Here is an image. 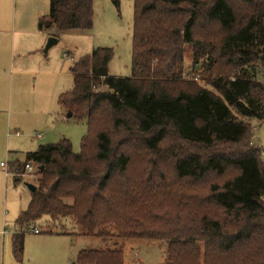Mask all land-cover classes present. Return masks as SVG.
Returning a JSON list of instances; mask_svg holds the SVG:
<instances>
[{
    "label": "trees",
    "instance_id": "trees-1",
    "mask_svg": "<svg viewBox=\"0 0 264 264\" xmlns=\"http://www.w3.org/2000/svg\"><path fill=\"white\" fill-rule=\"evenodd\" d=\"M93 1L50 0L48 27L91 30ZM133 1L132 75L109 73L112 48L73 63V86L58 102L88 133L79 152L63 138L14 164L15 183L27 163L38 175L16 222L48 216L63 222L59 234L164 240L165 264H264L263 150L251 125L264 120V0ZM186 52L204 86L184 78ZM138 155L147 165L132 175ZM228 171L223 184L209 182ZM12 243L22 260L25 233ZM123 257L89 248L78 262Z\"/></svg>",
    "mask_w": 264,
    "mask_h": 264
},
{
    "label": "rangeland",
    "instance_id": "rangeland-1",
    "mask_svg": "<svg viewBox=\"0 0 264 264\" xmlns=\"http://www.w3.org/2000/svg\"><path fill=\"white\" fill-rule=\"evenodd\" d=\"M50 0H0V30L4 31L5 48L12 55V41L15 40L17 54L23 59L24 52L37 41L30 64L34 71L20 75L12 69L10 59L5 62L0 86V264H79L78 256L83 249H121L124 264H165L168 243L164 240L102 238L59 234L61 222L51 223L48 216H43L22 229L16 220L31 200L32 192L26 185H35L38 178L36 170L30 175H23L15 183L14 173L8 174L1 163L9 164L13 171L16 162L25 161L26 153L38 149L42 144L56 143L63 138L71 141L74 152L81 150L83 137L88 133L84 121L70 118L67 110L58 103L62 92L71 90L73 77L70 71L73 63L89 55L100 47L112 48L114 56L109 64L111 75L130 77L132 75V46L134 1L94 0V24L91 30L82 32L72 30L61 32L49 23ZM44 19V31L38 24ZM57 35L58 42L48 51L46 45L51 37ZM2 37V35L0 36ZM14 38V39H12ZM27 54V53H26ZM191 54L185 53V75L187 81L199 85L206 82L199 78L196 71H191ZM195 76H197L195 78ZM23 77V78H22ZM264 80L263 74L258 75ZM252 142L262 150L261 161L264 163V120L251 121ZM42 134L43 136L40 138ZM174 139H169L164 150L175 153ZM173 156V155H171ZM145 155L135 156L134 165L129 173L137 175L141 166H146ZM12 162V163H11ZM233 175L232 171L224 175H212L211 183L223 184ZM36 186V185H35ZM64 220V227L69 232L75 229ZM51 223V224H50ZM37 228L40 233L32 229ZM51 228L53 233H47ZM25 233V248L22 260L13 252L12 235L15 231ZM203 247V243H199Z\"/></svg>",
    "mask_w": 264,
    "mask_h": 264
},
{
    "label": "crops",
    "instance_id": "crops-1",
    "mask_svg": "<svg viewBox=\"0 0 264 264\" xmlns=\"http://www.w3.org/2000/svg\"><path fill=\"white\" fill-rule=\"evenodd\" d=\"M41 21H44V19H40L39 24H38V28H39L38 30L40 32H43L44 31L43 30L44 28H40V26H39ZM49 24H50V20H49V23L46 24V26L48 27ZM61 32H63V31H61ZM67 32H69V31H67ZM4 33H5L4 31L0 30V36L2 35V37H0V86H1V83H3V82H1V80L4 81L3 80V77H2V74H3V72L6 71V69H5V62L7 61L8 58L10 59L12 69H15L18 74H20V75H28V74H31V72L34 71V67L35 66H34V64H30L29 59H30V56L33 54V50L32 49H34L36 43L38 42L37 41L33 46H29L27 48V51L24 52L23 55H21V56H23V59H20V57H19L20 55L17 54V52H16L17 51V47L15 45L16 43H15V40H14V41H12V55L11 56H7L9 52L7 51V48H5V41L3 40L4 39L3 38ZM53 35L55 36L54 38H56L57 39V42H58V39H59V38H57L58 36L55 35V34H53ZM12 39H14V38H12ZM57 42L53 43L52 46L54 44H56ZM70 71H71V69H70ZM71 73H72V71H71ZM72 77H73V83H74V74L73 73H72ZM42 136L43 135L41 134V137ZM16 161H19V160L18 159L17 160H13L12 162H16ZM9 164L10 163H8V164L6 163V165H4L2 167L7 168V171H8L7 173L8 174H13L14 172L9 170ZM12 237H13V235H12Z\"/></svg>",
    "mask_w": 264,
    "mask_h": 264
},
{
    "label": "water",
    "instance_id": "water-1",
    "mask_svg": "<svg viewBox=\"0 0 264 264\" xmlns=\"http://www.w3.org/2000/svg\"><path fill=\"white\" fill-rule=\"evenodd\" d=\"M48 24V23H47ZM57 42V39L54 37H51L46 45L45 51H48V49L52 46L53 43ZM68 116H70V113H68ZM28 186V188L30 189V191L33 193L36 191L37 187L32 184V183H27L26 184Z\"/></svg>",
    "mask_w": 264,
    "mask_h": 264
},
{
    "label": "built area",
    "instance_id": "built-area-1",
    "mask_svg": "<svg viewBox=\"0 0 264 264\" xmlns=\"http://www.w3.org/2000/svg\"><path fill=\"white\" fill-rule=\"evenodd\" d=\"M40 135H41V134H40ZM40 137H41V136H40ZM1 165L4 166V165H6V164L1 163ZM33 170H34L33 165H32L31 163H27V164L25 165V172H24L23 175H29V174H31V173L33 172ZM32 230H33L35 233H39V232H40V230L37 229V228H34V229H32Z\"/></svg>",
    "mask_w": 264,
    "mask_h": 264
}]
</instances>
